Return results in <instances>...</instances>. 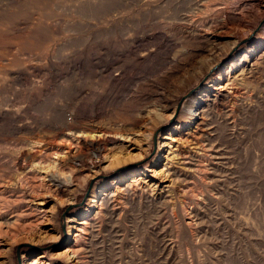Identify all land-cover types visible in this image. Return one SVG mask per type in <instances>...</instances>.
<instances>
[{"label": "rangeland", "instance_id": "rangeland-1", "mask_svg": "<svg viewBox=\"0 0 264 264\" xmlns=\"http://www.w3.org/2000/svg\"><path fill=\"white\" fill-rule=\"evenodd\" d=\"M0 264H264V0H0Z\"/></svg>", "mask_w": 264, "mask_h": 264}, {"label": "bare ground", "instance_id": "bare-ground-1", "mask_svg": "<svg viewBox=\"0 0 264 264\" xmlns=\"http://www.w3.org/2000/svg\"><path fill=\"white\" fill-rule=\"evenodd\" d=\"M71 249V248H70Z\"/></svg>", "mask_w": 264, "mask_h": 264}]
</instances>
